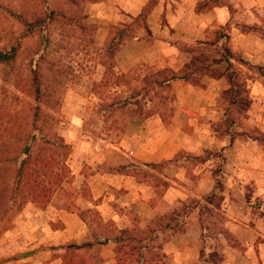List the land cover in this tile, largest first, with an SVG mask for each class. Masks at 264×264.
I'll list each match as a JSON object with an SVG mask.
<instances>
[{
  "label": "rangeland",
  "instance_id": "1",
  "mask_svg": "<svg viewBox=\"0 0 264 264\" xmlns=\"http://www.w3.org/2000/svg\"><path fill=\"white\" fill-rule=\"evenodd\" d=\"M155 3L152 0L138 19L127 20L115 0H0V54L15 49L10 61L0 63V185L7 183L0 186V264H99L108 258H113L114 264H264V191L259 195L253 184L239 186L238 198L243 197V203L240 199L234 206L245 218L238 217L241 228L235 237L227 233L220 203L223 194L230 195L233 189L223 181L226 159L218 147L206 156L213 176L220 177L210 183L213 190L203 200L185 201L173 212L166 209L169 203H158L166 213L156 223L160 234L152 228L140 231L135 225L118 237L112 258L110 251L101 247L80 249L50 246L52 240H45L47 244L36 241L45 239L47 226L55 231L62 228L65 211L88 207L79 203L77 196L90 194L89 178L99 169L127 173L126 166L135 167L131 161H140L136 153L140 144L151 138L157 118L166 131L183 126L182 137L195 136L192 143L200 149L209 140L211 145L214 139L217 143L226 138L229 143L241 135L248 137L246 146L251 140L264 146V133L254 125L259 122L254 117L249 123L247 113L251 101L247 86L259 79L261 72L241 54L231 52L227 26L213 25L206 29L203 42L193 43L171 38L173 29L163 26L166 39L156 41L145 21ZM102 4L109 7L94 8ZM221 4L227 5L229 21H235L232 0H199L196 10L210 12ZM241 32L247 31L241 27ZM135 38L143 42L135 44L131 53L141 59L127 70V43ZM157 43L174 46L168 48V57L163 59ZM181 64V71L172 70ZM223 69L229 90L222 94L223 101L216 102L214 120L203 115L198 121L189 115L176 118L180 94L172 83L184 80L201 86L206 76L219 78ZM164 80L170 82L163 84ZM36 129L50 139L53 135L62 139L65 147L57 166L65 169L60 172L64 194L58 192L46 204L38 205L18 197L20 185L15 174L28 155L26 148L30 155L44 149L25 137L36 134ZM187 153L145 175L153 178L154 184L165 185V176L184 177V170H202L201 166L196 169L202 156L193 158ZM179 167L181 172H177ZM78 171L85 178L81 191L77 190L81 182ZM139 171L130 173L139 177ZM47 209L49 213L43 214ZM188 223L196 227H190L183 244L163 250L173 237L182 239ZM204 228L208 232H203ZM131 237L141 238L142 243L129 242Z\"/></svg>",
  "mask_w": 264,
  "mask_h": 264
},
{
  "label": "crops",
  "instance_id": "2",
  "mask_svg": "<svg viewBox=\"0 0 264 264\" xmlns=\"http://www.w3.org/2000/svg\"><path fill=\"white\" fill-rule=\"evenodd\" d=\"M232 1H234L232 6L236 11L235 21H229L227 5L224 4L214 6L210 12H203V8L198 12L196 6L199 0H156L155 5L145 17V21L156 41L166 39L162 27L169 26L174 31V34L171 33V38L190 43L203 42L206 37L205 31L211 26L226 25L229 29L227 30V37L231 52L241 54L243 60L251 67L264 69V33L261 32V29H264L262 19L264 0ZM115 2L120 10L127 15V20H131L141 17L145 9L151 5L152 0H115ZM105 6L109 7L102 4L94 8H105ZM185 10H189V12ZM226 17L227 19H225ZM184 27L188 28L185 30L187 32L184 31ZM192 27L194 28L192 29ZM241 27L245 28L247 32H241ZM180 31L183 32L179 33ZM142 42V39L135 38L132 42L127 43V70H130L137 61H140L141 55L131 52L135 44L140 46ZM157 44L163 52V59L170 54L168 48H174V46L170 47L165 43ZM135 55L136 57L139 56L137 60ZM184 60L183 62H185ZM228 61L231 62V60ZM129 62L131 64L128 66ZM221 64L226 65L225 62H221ZM182 68L183 65L181 64L180 66H173L172 70L178 72ZM224 73L225 69L219 78L206 76L207 80L202 82L201 86L192 85L184 80H178L177 83L173 82L172 84H176L175 87L180 94L178 96L180 102L178 108L180 110L176 111V118H185L186 115H189L190 119L198 121L203 115L207 120L213 121L215 114H217L215 113L216 102L223 101L222 94L229 90ZM258 78L249 81L247 86L251 100L247 113L251 116L248 117V122H252L253 118L256 117L255 120L259 123L254 122V125L259 128L260 132L264 133V83H261V80H264V73L259 74ZM148 120L150 121V119ZM161 122L160 118L155 120L156 127L151 131V138L140 144L136 153V157L138 156L140 161H131L135 167L126 166L127 173L110 170L104 172V170L99 169L89 178L92 180L90 194L85 196L79 193L77 196V201L86 204L88 207L79 206L74 212L65 211L60 223L62 228L55 231L49 225L47 226L48 229H44L45 239H36V241L39 240V244H47L45 240H52L53 243L49 242L50 246L74 245L80 249L101 247L103 250H109L112 258L115 256V248L119 243L118 237L124 232L132 230L135 225H138L140 231L148 232L147 230L152 228L155 229L156 235L160 234L156 230L160 228L157 227L156 223L159 222V219L164 218L166 213L160 211L158 207L160 204L158 203H169L170 205L166 209H172L173 212L174 208L183 202L194 198L203 200L213 190L210 183H216L215 181L220 177L213 176L212 167L209 166V158L206 156L212 148L215 150L217 147L222 158L226 159L222 165L223 181L233 189L232 194H223L225 196L222 197L220 203L222 215L227 220L224 230L235 237L241 228V221L238 217L240 219L241 216L245 218L244 212L241 213L238 211V207L234 206V202L237 204L238 201L240 203V199L241 202L243 201V197L238 198L241 196L239 186L253 184L258 189L257 194L259 195L264 191V171L262 170L264 169V146H260V143L255 140H251V145L246 146L249 144L248 141L245 142L248 137L241 135L235 136L229 143L226 138L223 141L217 140V143L214 139L213 145H211L209 140V143L203 144L200 149L192 143V138L195 136L184 135L183 137L186 139L182 137L184 134L182 132L183 126L176 125L173 132L172 130L166 131L167 129ZM202 138H204V134ZM187 139L190 145H188ZM185 152H188L187 154L193 158H201L202 156L201 164L196 167L198 169L201 166L202 170L200 169L197 173L196 170L193 172L184 170V177L179 174H175L171 178L165 176L163 177L164 182H167L165 185L154 184L153 178L146 176L147 172H153V167L164 163L173 164V161L186 154ZM206 167L210 169H206ZM134 169H139L141 176L136 177L135 174H131L130 172ZM177 172H181L180 167L177 168ZM80 173L81 171L76 173L81 179L77 187L78 191H81L85 182L84 175ZM63 191L62 189L59 192L64 194ZM57 194L58 192L55 196ZM91 209H94V212H90ZM42 211L46 215L49 213L48 209ZM52 222L56 221L52 220ZM22 224L25 226L24 223ZM190 227L191 230H194L196 225L193 226L188 223L186 231L182 234V239L177 235L173 237L172 241L163 245L162 249L174 250L178 244H183L181 242L185 241V235L187 236ZM203 232L206 233L208 230L204 228ZM28 241L29 244H32L31 240ZM176 250L178 249L176 248ZM99 264H114V260L108 258Z\"/></svg>",
  "mask_w": 264,
  "mask_h": 264
},
{
  "label": "trees",
  "instance_id": "3",
  "mask_svg": "<svg viewBox=\"0 0 264 264\" xmlns=\"http://www.w3.org/2000/svg\"><path fill=\"white\" fill-rule=\"evenodd\" d=\"M14 53L15 49H11L7 53L0 54V63L10 61L13 58ZM257 69L261 74L264 73L263 68L258 67ZM174 79L175 78L173 77L170 81ZM228 80L230 81V77H228ZM170 81L164 80L162 83L168 84ZM248 107L249 104L247 108ZM35 133H38V135L27 133L25 137H27L30 143H40L44 146V149L30 155L28 148H26L27 150L25 152H28V155L21 161L15 174L17 175V183L20 185L18 197L24 201L26 200L38 205L46 204L50 198L52 199L57 192L62 190L60 172H63L65 169H58L57 166L61 163L63 157L61 151L65 147L62 145V139L55 137L54 135L52 136V139H50L48 135L42 134L41 129H36ZM4 184L7 185L6 182H4L3 185ZM129 242L140 245L142 239L131 237Z\"/></svg>",
  "mask_w": 264,
  "mask_h": 264
}]
</instances>
